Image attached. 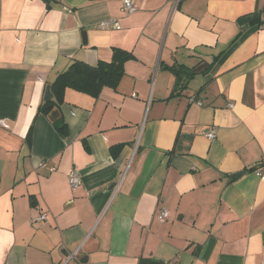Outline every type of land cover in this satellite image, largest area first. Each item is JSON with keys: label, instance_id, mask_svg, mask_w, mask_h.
I'll list each match as a JSON object with an SVG mask.
<instances>
[{"label": "crops", "instance_id": "0c3cea01", "mask_svg": "<svg viewBox=\"0 0 264 264\" xmlns=\"http://www.w3.org/2000/svg\"><path fill=\"white\" fill-rule=\"evenodd\" d=\"M134 4L0 0V264L264 262V0ZM116 50L117 87L63 92L62 135L47 85Z\"/></svg>", "mask_w": 264, "mask_h": 264}, {"label": "trees", "instance_id": "16d2710c", "mask_svg": "<svg viewBox=\"0 0 264 264\" xmlns=\"http://www.w3.org/2000/svg\"><path fill=\"white\" fill-rule=\"evenodd\" d=\"M130 56L131 54L125 51L116 50L110 62L99 61L95 66L84 61H74L66 71L57 76L52 84L57 99L45 102L41 110L51 118L62 135L68 133V125L59 107L62 102L61 96L66 88L71 87L96 96L104 86L117 87L125 73L124 64ZM171 69L179 74L183 68L172 67ZM189 74L193 73L189 72ZM141 264H156V261H142Z\"/></svg>", "mask_w": 264, "mask_h": 264}, {"label": "built area", "instance_id": "2783aa9c", "mask_svg": "<svg viewBox=\"0 0 264 264\" xmlns=\"http://www.w3.org/2000/svg\"><path fill=\"white\" fill-rule=\"evenodd\" d=\"M178 0H176L177 2ZM123 2V6H122V11L125 14H131L133 12L136 11V6L134 4V0H122ZM100 27L102 29H121V24L119 22V20L111 18V19H106L100 22ZM201 104V103H200ZM0 126L4 127V128H9L10 125L7 122V120L5 118H0ZM205 135L210 138V139H214L216 137V133L214 130H206ZM43 167L46 166V164H42ZM50 170H54V168H51ZM264 171V170H262ZM261 171V173H262ZM69 183L71 185V187L73 189H76L78 187V185L80 184V176L78 174L77 171L73 170L70 175H69ZM168 217V211L163 209L159 215V220L161 222H164L167 220ZM46 219V213H42L41 215L33 218V220H45ZM264 264V262L262 263Z\"/></svg>", "mask_w": 264, "mask_h": 264}, {"label": "water", "instance_id": "95a60500", "mask_svg": "<svg viewBox=\"0 0 264 264\" xmlns=\"http://www.w3.org/2000/svg\"><path fill=\"white\" fill-rule=\"evenodd\" d=\"M52 99H53V91H52L51 85H47L46 92H45V100L46 101H51ZM241 174H242V172H237V173H234L232 175L234 177H237V176H239Z\"/></svg>", "mask_w": 264, "mask_h": 264}]
</instances>
